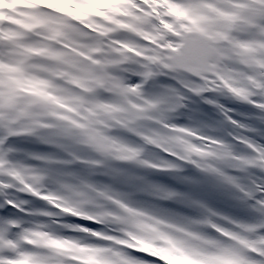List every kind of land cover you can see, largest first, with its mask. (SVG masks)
Wrapping results in <instances>:
<instances>
[{"label": "snow or ice", "instance_id": "6c2138e0", "mask_svg": "<svg viewBox=\"0 0 264 264\" xmlns=\"http://www.w3.org/2000/svg\"><path fill=\"white\" fill-rule=\"evenodd\" d=\"M213 2L217 3L214 8ZM206 8H211L220 19L222 30L208 27ZM258 45H264V0H0V264H36L33 250L38 245L33 236L37 216L45 217L59 233L72 230L90 241L82 243L74 235L54 237L50 244L62 249L67 243L81 254L64 256L55 251L46 258L47 264H59L61 260L68 264H152L135 256L133 250L159 257L164 264H206L203 249L167 234H161L169 240L165 249L149 245L135 248L120 238L106 218L123 223H128V219L114 217L110 209L94 201L92 194L132 215L147 214L129 207L113 194L110 185L97 186L84 181L81 188H75L66 184L73 197L66 201L53 192H38L27 183L22 171L32 168L68 175L67 168L77 163L101 167L99 162L84 157L64 142L75 141L76 129L84 128V124L64 113H53L54 117L67 121L63 125L36 120L30 106L21 103L23 96L40 93V85L49 86L54 80H62L81 92L102 93L99 107L128 112L127 119L117 124L138 138L127 149L132 153L130 160L142 152L148 153L149 146H154L166 155L155 159L148 155L137 161L140 166L176 171L191 164L205 174L214 173L238 189L242 198L264 217V176L242 182L229 172L205 167L198 160L170 150L173 139L169 134L195 133L198 143L190 150L201 152L203 148L206 151L202 155L206 156L211 155L215 146L234 144L216 134L209 124L200 121L181 124L177 117L167 115L191 110L198 100L213 106L232 128L247 129L248 125L233 117L234 110L221 103V97L246 102L264 112V62L252 68L230 54L232 49ZM35 60L46 61L39 66L51 71V80L21 76L25 64ZM113 97L123 98L127 107L114 103ZM21 120H32L33 126L17 127ZM193 124L210 129L211 134L195 131ZM90 131L95 135L94 130ZM21 136H35L55 150L29 152L33 163L20 160L17 153L22 149L16 146L14 138ZM234 140L249 151L233 153L232 158L238 164L232 169L264 172V144L243 133L234 135ZM111 171L119 174L123 170ZM150 191L160 199L180 198L183 203L204 209L195 219L161 209L169 217H179L202 229L186 231L190 240L221 248L220 255L224 257L233 253L222 248L223 241L239 242L247 246L249 255L258 264H264V218L244 222L165 187L150 185ZM25 196L45 201L47 207L35 209ZM90 206L101 211L89 212ZM66 217L103 227L94 229L82 223H67ZM148 219L164 222L157 216ZM136 226L143 230L155 227L143 221H137ZM210 235L217 239H211ZM244 235L249 238L242 240Z\"/></svg>", "mask_w": 264, "mask_h": 264}, {"label": "clouds", "instance_id": "9594fccd", "mask_svg": "<svg viewBox=\"0 0 264 264\" xmlns=\"http://www.w3.org/2000/svg\"><path fill=\"white\" fill-rule=\"evenodd\" d=\"M217 3L213 2L212 8ZM223 6V5H220ZM204 14L209 17L208 27L212 30H222L221 21L212 11L211 8L204 9ZM251 33L253 30H247ZM237 35H240L237 33ZM235 54V58L244 60L250 67L256 68L260 62H264V45H258L252 48H236L230 51ZM46 61L35 60L24 66L22 77H34L38 80H51V71L41 68L39 65ZM161 79V78H159ZM40 93L35 95L23 96L21 103L30 106V111L36 120L46 121L54 125H63L67 121L61 117H54L53 113H64L71 119H75L84 124V128L76 129L77 139L75 141H64L72 145L73 149L79 151L84 157L99 162L101 167L93 168L83 164H73L67 168L68 175H60L56 172L45 170L44 168H32L22 171V175L27 183L31 184L36 191L53 192L67 201L72 199L70 192L65 185H73L75 188H81L82 182L95 183L97 186L110 185L118 198L125 200L129 207L140 209L147 216H135L124 209L115 207L108 200L97 199L95 194L92 197L96 203L104 205L110 209L114 217L127 218L128 223L112 217L106 218L108 226L118 230L120 238L126 240L135 248L149 245L159 249L169 247V240L165 239L161 234H167L175 240L185 241L191 246L199 247L206 253V264H258L248 253L247 246L239 242L223 241L222 248L230 250L233 255L224 257L220 255L221 248L211 247L202 241L190 240L185 234L186 231H202L198 226L189 225L179 217H169L165 215L161 208L154 205L146 196H153L150 191V184L144 179L138 178L136 169L140 167L137 161L148 156L147 152H142L135 159H129L132 153L127 149L131 144L130 137L125 135V131L121 129L117 121L127 119L128 112L114 111L110 108L99 107L102 93L99 92H81L71 87L70 84L62 80H54L51 85H40ZM113 102L127 107V102L121 97H113ZM155 115V113H154ZM169 117H177L179 113H167ZM144 123V122H141ZM33 126L32 120H21L17 127L24 129ZM195 131L201 134H211V130L205 127H196ZM90 130H94L95 135ZM173 143L169 145L170 150L177 151L188 159L198 160L205 167H212L224 173H228V169L236 166L238 162L232 158L233 153H239L235 145L228 143L215 146L212 148L211 155H202L206 150L201 148V152L191 151V147L198 142L194 139L195 133L183 134L173 132L169 134ZM36 140L35 136H32ZM67 158V157H66ZM112 169H122L119 174L112 173ZM94 174H105L109 177L108 182H100L94 178ZM222 181V177L210 174ZM45 202V201H43ZM46 204V202H45ZM87 211L97 213L101 211L94 206H90ZM150 216L160 217L164 222L156 223L148 219ZM137 221H143L154 224L151 230H143L136 226ZM184 229L185 231H180ZM35 235L33 239L38 247L33 250L36 264H47V257L52 256L55 251H61L64 256L80 255L81 253L70 246L64 244L61 249L58 245L49 243L54 237H61L56 226L47 219L38 220V224L34 228ZM76 239L82 243L90 242L86 240L82 234L74 235ZM211 239H217L210 235ZM249 237L244 235L242 240ZM115 247V246H113ZM128 252V249H119ZM131 255V253H128ZM159 258V257H158ZM59 264H68L67 261L61 260Z\"/></svg>", "mask_w": 264, "mask_h": 264}, {"label": "rangeland", "instance_id": "374dc122", "mask_svg": "<svg viewBox=\"0 0 264 264\" xmlns=\"http://www.w3.org/2000/svg\"><path fill=\"white\" fill-rule=\"evenodd\" d=\"M161 81L162 82L165 81V78L161 77ZM200 112L201 111L198 110L197 105L193 103L191 105V110L189 109L181 110L182 114L177 116V120L181 124L196 123L198 121L203 122L201 119ZM234 118H238L237 120L242 121V123L248 125L247 129H239L240 132H245L248 135L247 132H251L253 129H255L253 126V121L249 119L245 113H241L238 111L237 115H234ZM206 123L212 126L210 120L207 121ZM257 135L258 133L249 136H251L257 142L264 144L263 141L264 137L262 135L261 137H258ZM14 143L18 148L22 149V151L17 153V158L20 160H27L25 158V155H27L29 152H49L55 150L51 145L43 144L39 141H36L34 138L26 137V136L16 137ZM38 144H40L41 146H39ZM149 151L150 150H148V152ZM151 152L152 154L154 153L153 154L154 157L158 156L156 158H160V155L157 152H155L154 150H151ZM250 170L252 171V169ZM136 172L138 173V178H143L150 185L161 186L159 184H162L163 186L161 187L174 190L192 199L201 200L204 203H206L209 207L221 211L224 214L230 215L244 222H252L251 218L254 217L253 207L249 204L243 203L240 200L239 196L235 192V188L232 185H229L212 175H208L201 172L198 168L194 167V165L191 171L181 172L179 170H176L169 173L170 175L173 174L175 175L173 180L175 181L176 185H179V187H177L176 189L167 187L165 184L158 181V179H156V177L152 175V171L146 167L140 166L136 169ZM99 175H102V178L101 179L99 178L100 182H108L109 180L108 176H106L105 174H99ZM174 200L179 204H185L191 206L187 203L181 202L180 198ZM152 203L160 207L161 209L174 212L179 216L192 218L188 214H185V212H180L170 207L166 208L164 205H161L157 202L152 201ZM191 207L200 210L201 212H204V209L198 206H191ZM249 212H250V217L246 216V214Z\"/></svg>", "mask_w": 264, "mask_h": 264}]
</instances>
